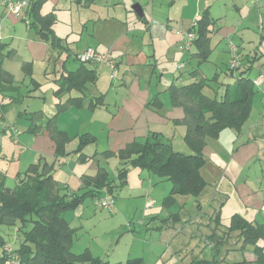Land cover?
Here are the masks:
<instances>
[{
	"label": "crops",
	"instance_id": "0c3cea01",
	"mask_svg": "<svg viewBox=\"0 0 264 264\" xmlns=\"http://www.w3.org/2000/svg\"><path fill=\"white\" fill-rule=\"evenodd\" d=\"M217 1L93 0L88 5H83L79 0H45L40 7V13L47 14L51 12L54 15L55 21L52 25V31L53 35L60 39V45L52 48L49 41L40 38L29 27L27 21L29 16L25 9L20 14L14 15L6 11L0 0V43L7 44V46H4L3 53L13 51L10 56L3 57L2 68L12 74L16 82L28 83L30 85L29 89H32L34 86L29 82V78L24 75L21 67L22 63L29 62L31 63L32 77L39 83L38 87L30 92V95L22 93V86L20 88V92L23 94L17 107V110H19L17 111L18 118L22 119L20 129L14 123L12 125L8 123L9 115L7 112L12 103L8 104L10 106L7 105L5 113H1L0 109L1 134L4 135L5 130L8 129L11 140L17 148L15 149L14 144L12 145L10 158L13 164L10 170L0 166V176H4L5 186L8 176L11 182L15 183L16 181V185V174L25 171L31 163L37 162L41 158L47 162H52L54 159V141L46 130L39 134H33L30 131L29 112L40 111L44 117L56 116L58 129L65 131L70 136V141L73 139L72 137H77L80 132H87L95 138L94 142L85 145L87 147L91 144L96 145L94 152L87 154L83 152L85 146L82 149V153L88 157V160L85 161L78 160L79 153H73L78 143V137L76 142L70 143L69 141L66 144V151L69 154L61 159L63 163L59 165L56 163L53 169V175L60 188V193H67L71 190L81 192L82 175L94 174L98 165L105 167L111 178H116L120 161L116 157L115 171L114 174H111L105 163L108 157L114 155H107L103 152H116L133 141H144L151 131L160 132L166 139L169 138L174 149L188 152L189 148L183 140L185 126L174 122V120L182 118L183 110L181 107H174L169 104L166 90L172 83L182 85L193 81H184L183 77L178 78L175 75V69L166 68V62L177 45V49L180 50L179 46L182 38L180 34H176V30H189L194 25L195 19L205 8H209L210 15L215 19L211 27L212 31L209 33L210 46L213 35H217L225 41L227 36L238 31L236 25H227L228 18L220 20L221 16L219 18L214 17L215 15L212 14L213 2L216 3ZM47 5V9L44 10L43 8ZM135 5H139L142 11L140 12L138 7H136V10L132 9V6ZM72 7L77 9L80 14L72 20H70L72 13L63 16V20L69 23L70 32L57 29V23L60 21L56 17L57 11L61 12ZM68 23L65 24L66 27ZM99 24L106 26V29L102 31L101 27H98ZM109 25H112L111 28H109ZM75 26L80 27L79 32L73 31ZM112 27H115V29ZM87 47H93L99 52L108 53L112 62H79L75 55ZM20 48L24 49L22 54L19 53ZM223 49L224 51L217 52L218 49L211 46L208 59L204 61L206 64L200 66L201 64H196V57L194 58L198 73H194L196 67L189 70V72H193V74H189L190 79L194 74L198 76L201 73V79L205 78L207 82L212 84V90L205 89V93L209 96H215L216 93L223 92L224 82L231 83L234 80L233 76L228 75L227 68L224 72L222 71L227 66L226 63L229 58L226 44ZM194 51L195 47L193 46V50L190 52L191 56H193ZM221 52L225 55L222 56ZM181 54L184 55V53L179 52L174 55L173 63ZM14 56L20 59V66L16 62L9 61ZM163 58L165 63L162 65ZM262 59L260 55L254 63L259 61L263 63ZM71 60L74 63H71ZM67 61L70 63H67ZM34 63H38L37 66L33 65ZM180 63L175 64L179 66ZM44 65L46 66L43 72L47 75L45 77L47 82H40L36 79L35 71L39 66L43 68ZM76 70L80 71L81 76H87L86 88H88V91L85 93L78 91L79 95H77V90H61L56 93L59 88L60 76ZM209 73H213V80H209ZM258 77L251 78L256 80ZM114 80L116 83L112 82ZM51 84H53L52 88L50 87ZM254 87L255 91L264 92V82L254 84ZM109 90H112V93H109ZM128 91L129 93L126 94ZM156 94L159 95L163 103L160 108L148 105L150 99ZM42 95L43 97H41ZM80 95L83 96L81 106L70 104L69 101L65 109H58V105L65 104L70 98H76ZM99 96H101L100 103L90 108L89 103ZM28 100L32 101V108L29 107L30 104L26 105ZM251 106L250 115L240 127V130L222 129L217 138L207 137L203 147L206 162L200 168V173L206 182L203 191L207 188L205 191L208 193L207 198H209L208 202H210L209 206L211 207V210L207 207L203 213L204 215L209 213L211 220L205 221L200 218L202 220L200 223L205 225L206 232L203 233L205 245L211 250L215 243L218 246L216 250H212L213 256H218L222 252L221 248L223 246L237 247L239 245L235 242L232 245L233 239L227 237V234L223 232L230 222L226 225L222 223L221 219L223 217L221 218V215L223 211L230 212V218L234 213H239L247 220L258 223H262L258 221V218L264 216V195L260 197V192L264 193V169L261 166V162L264 163L261 157L264 154V93L263 95L259 94L256 103L254 104L252 101ZM256 110L260 111L256 117L257 121L253 120L255 123L248 124V121L253 119L252 114H255ZM23 111L25 113L22 114ZM80 113L82 114L81 119L77 116ZM68 115L72 118L74 130L78 127V130L74 133L77 134L76 136L70 135L72 129L70 127L67 129L65 126L64 119ZM118 121L120 122L118 123ZM17 122L19 121L17 120ZM100 134L107 136L105 145L102 144V147L98 146ZM176 137H178V147L174 146ZM1 152L0 148V154ZM68 159H71L72 163H68ZM89 162L91 164H85ZM256 166L258 168H255ZM145 171L151 174L147 175ZM155 175L148 170L130 166L126 183L116 193L114 192L117 195L114 201L116 209L113 208L111 211L115 210L113 212L115 214L121 212L122 207L118 199L122 197L131 199L130 208L136 211L139 210V214L144 215L152 210V213L148 214L152 217L159 216L155 215L153 209L159 208L160 202L164 208L171 207L178 200V195L175 196L173 203L167 207L162 202L164 197L170 193L172 182L165 177H160L163 178L162 180L157 179V175ZM166 180L171 185L169 182H165ZM160 187H162V190H159ZM166 191L168 193H165ZM136 197H141V199L135 201ZM195 201L198 209L202 208L204 194L201 198L200 194L196 196ZM218 201L222 202V205L220 209L218 208L220 225L217 226L214 219L216 217L215 210L217 211L215 203ZM82 203L74 210H70L73 212H70L69 215L72 214L80 218L85 212ZM133 204L135 205L133 206ZM94 206L102 209V207ZM171 213L170 219L172 221L179 220ZM67 221L71 226L70 221H73V219ZM185 221L187 222V220ZM184 226L185 224L181 228L183 229ZM207 230L210 231L207 232ZM212 232L215 235H211ZM207 241L211 242L212 246H209ZM250 248L248 246L245 250L249 252L251 251ZM224 254L227 255L228 252L225 251ZM247 254L252 256L255 261L254 255ZM253 258L248 260L246 257L245 259L252 262ZM105 259L111 263L120 262L118 260H121L110 261V259Z\"/></svg>",
	"mask_w": 264,
	"mask_h": 264
},
{
	"label": "trees",
	"instance_id": "16d2710c",
	"mask_svg": "<svg viewBox=\"0 0 264 264\" xmlns=\"http://www.w3.org/2000/svg\"><path fill=\"white\" fill-rule=\"evenodd\" d=\"M44 1L29 0L25 12L27 11L29 16L27 20L29 27L40 38L49 41L51 47L54 48L60 45V39L53 35L54 15L51 12L40 13V7ZM79 1L83 5H88L93 0ZM214 20L209 13V8H205L195 19L194 25L189 28L195 34L192 44L195 47L193 56L196 57L198 65L206 61L211 52L209 33L212 31ZM4 46L7 44L0 43V94L6 98L0 103L1 113L6 110L8 104L19 102L23 96L20 92L21 85L14 80L12 74L2 68L3 57L13 53V51L3 53ZM255 51L256 49L243 57L241 53L239 54V59L246 61L242 65L239 63L235 67L227 68L228 75L233 76L234 80L231 83H224L223 92L216 93L215 96L205 93L206 87L208 89L212 87L205 78L182 85L172 83L167 88L169 104L181 107L183 110L182 118L174 122L185 126L183 140L189 152L174 149L169 138L166 139L160 132L151 131L144 141H133L116 152H103L118 157L120 167L116 178H111L106 168L98 165L94 174L82 175L81 192L71 190L67 193H60V188L53 175L54 165L63 163L61 159L69 154L66 151V144L70 141V136L58 129L56 116L44 117L40 111L29 112L30 131L33 134H39L46 130L54 141V159L52 162H47L41 158L31 163L25 171L16 175L17 184L12 189L5 186L4 176H0V226L16 224V233L22 235L18 245L13 246L6 243L0 233V264H11L12 260H15L14 264H143L142 257L129 258L124 263H111L92 255L88 248L74 253L71 246L76 231L69 225L62 213L74 210L86 196L95 199L108 195L115 201L117 196L115 193L126 183L130 166L148 170L172 182L170 193L164 197L162 202L166 207L173 203L176 195L198 196L206 185L200 173V168L206 162L203 153L206 138H217L218 133L225 128L240 130L250 115L252 95L255 92V80L250 77V72L255 60L260 57ZM21 67L34 88L38 87L39 83L32 77L31 63L24 62ZM195 70L197 69H194V73H196ZM213 79L211 77L209 80ZM86 80L87 76H81L79 70L66 73V75L62 74L56 93L61 90H77L83 93ZM34 88L28 89L26 94L30 95ZM100 97L93 99L88 106L91 108L98 105ZM82 98V95L70 98L65 104L58 105V109H65L69 101L70 104L81 106ZM148 105L160 108L163 103L156 94L150 99ZM77 137L78 143L73 153H79L78 160H88V157L82 153V149L86 144L94 142L95 138L87 132L78 134ZM215 214L214 221L218 226L220 225L219 211L215 210ZM223 232L231 239L235 237L240 249L245 250L250 246L255 256L254 262L264 264L263 223L247 220L241 214L234 213ZM211 235L215 233L212 232ZM260 239L263 240L262 244L258 243ZM7 248H10L11 252H7ZM216 248L218 246L215 243L212 250ZM223 260L218 259L217 256H213L212 260L194 258L188 264L247 263L246 259L232 262H223Z\"/></svg>",
	"mask_w": 264,
	"mask_h": 264
},
{
	"label": "rangeland",
	"instance_id": "374dc122",
	"mask_svg": "<svg viewBox=\"0 0 264 264\" xmlns=\"http://www.w3.org/2000/svg\"><path fill=\"white\" fill-rule=\"evenodd\" d=\"M48 5L44 7L43 9L46 10ZM71 15H70V14ZM219 13V14H217ZM70 15V20L76 19L78 15L80 14L77 12V9L74 7L70 9H65L61 12L57 11L56 17L60 21L57 23L58 28L62 31H69V23L65 20H63L64 15ZM212 14L215 15L214 17L221 16L220 20H224L225 18H228L227 25L234 24L238 27V31H236L235 34H232L230 36H227L226 40L223 41L220 37L217 35H213L211 38V46L216 47L219 51H224L223 47L225 44L227 45L229 58L227 60V66L222 71L224 72L226 68L229 67V62L231 59V52H230V41H233V43L237 46L239 50V54L242 53V55H245L247 53L256 49L255 52L258 53V55H261L262 62H256L254 63V66L256 68H253L250 72V76L254 79L258 76L262 77V82H264V52L262 54V51H264V0H218L216 3L213 2V9ZM231 21V22H230ZM76 22V20H75ZM67 27L65 24H67ZM112 25H109V28H111ZM98 27H101V30H105L106 26L99 24ZM116 27V23H115ZM115 27L113 29H115ZM179 27V26H176ZM68 29V30H67ZM74 32H79L80 27L75 26L73 29ZM34 32V31H33ZM110 32V30H109ZM35 34V33H34ZM177 34V30H176ZM179 35V34H177ZM181 36V35H180ZM179 36V37H180ZM182 38V36H181ZM231 39V40H228ZM183 42V38L181 43ZM176 48L173 49L172 55L168 57L166 62V68L168 67L170 70L175 69V75L178 76V78L183 77L184 81H197L201 79V73H199L198 76L194 74V78L189 77V74H193V72H189L191 68H195L196 64H198V61L195 57L191 56L190 52L193 50V46H190L189 48L185 50H179ZM24 49L20 48L19 53L22 54ZM179 53H184L179 56L177 60L174 61V55ZM221 55L224 56L225 54L221 52ZM194 58L196 59V64H194ZM183 59V60H182ZM165 59L163 58V63ZM10 62H16L18 66H20V59L16 58L15 56L9 59ZM184 62V66L180 69L178 67L177 62ZM246 60L245 59H239V63L242 65L244 64ZM71 63H74L72 60ZM67 61V63H70ZM34 63L33 65L37 66ZM206 64V62L201 63ZM160 65V66H162ZM195 65V66H194ZM41 68L38 67L37 71H35L36 79H38L40 82H47L45 77L47 75L44 74V67ZM159 66V67H160ZM177 66V68H176ZM192 66V67H191ZM258 67V69H257ZM262 71H260V69ZM60 69V68H59ZM197 70L196 73H198V67H196ZM50 70V68H49ZM180 70V71H179ZM51 71V70H50ZM50 75V74H48ZM54 77V76H53ZM165 77V76H164ZM163 77V80H164ZM209 79L213 77V73L208 74ZM177 78V79H178ZM52 82V81H50ZM116 83V81H112ZM22 86V93L26 94L27 89H29L28 83L23 84V82L19 81L17 82ZM119 83V82H118ZM226 83V82H224ZM212 85V84H211ZM53 84L50 85L52 88ZM90 86V85H89ZM213 86L209 88V90H212ZM208 89V87H206ZM33 91V90H31ZM76 91V90H73ZM88 91V88L84 89V93ZM104 91V90H103ZM107 92V91H106ZM105 92V93H106ZM256 90L252 96V101L255 104L256 100L258 99L259 94L263 95V91ZM78 93V91H77ZM109 93H112V90H109ZM129 91L126 93L128 94ZM78 93L77 95H79ZM76 95V94H75ZM121 96V93H120ZM43 97V95L41 96ZM6 98H4L0 94V103L5 101ZM63 101V100H62ZM32 101L28 100L26 102L27 104H30V108H32ZM15 104V105H13ZM11 107L8 109L7 114L9 115V122L11 125L14 123L15 126L20 129L22 123V119L18 118L17 115V107L19 105V102H14L10 104ZM8 105V106H10ZM7 106V107H8ZM6 111V110H5ZM255 114H252V118L248 121V124L255 123L256 117L258 116L259 110H256ZM5 113V112H4ZM1 115V113H0ZM79 119L82 118V114L77 115ZM7 117V116H6ZM17 120L19 122H17ZM253 120L255 122H253ZM65 126L68 129H72L73 136H76L77 134H74L75 131L78 130V127L73 128L72 126V118L71 116H67L65 119ZM120 121H118L119 123ZM62 125V123H61ZM5 134H1V125H0V148H1V154H0V166L8 168L10 170L12 166L11 161V151H12V145L14 144L11 140V134L8 129L5 130ZM82 133V132H80ZM78 133V134H80ZM73 139L70 141L72 143L73 141L76 142L77 137H72ZM107 136L105 134L99 135V143L98 146L102 147V144L105 145ZM15 149L16 144H14ZM174 146L178 147V137L175 138ZM96 148V145H89L88 147L85 146L83 149L84 153L91 154L94 152ZM189 152V151H188ZM102 156V155H101ZM262 160L264 161V154L261 156ZM74 158V157H73ZM72 158V159H73ZM106 167L109 170L111 174H114L115 171V165L117 164L116 156H110L107 159ZM68 163H72L71 159H68ZM92 162V161H90ZM85 163V164H91V163ZM262 169H264V163L261 162ZM255 168H258L257 166ZM145 174H151L147 173L145 171ZM17 175V174H16ZM156 176V175H155ZM155 178V177H154ZM157 179H163L156 176ZM165 180V179H164ZM165 182H169L166 180ZM16 183V181H15ZM14 182H11L10 177L7 178V187H10L11 189L14 188L15 185ZM158 183V182H156ZM171 185V183L169 182ZM215 188V187H214ZM207 188H205L206 190ZM213 189V188H212ZM128 190V189H125ZM159 190H162V187H160ZM201 191L200 198L204 194V201H202V208L198 209V206L196 205V197L194 195L185 194V195H178V200L169 208H164L161 205V202L159 204V208L153 209V212L155 215H159L156 217H152L151 215H148L152 213V210L148 211L146 214H139L140 211H136L132 208H130V201L131 199L122 197L118 199L119 204L121 205L122 209L119 214H115L112 211H109L107 209H100L96 208L93 205V198L86 196L84 199V202L82 203L84 207V214L80 218L75 217L74 215H69L70 210L64 211L62 215L65 217V219H73V221H70V224L72 227L76 228V232L73 236V243H72V251L74 253H78L80 251H83L84 249L89 248L91 253L93 255H98L102 257V259H110V261H114L115 259H121L118 260L122 263H124L127 258L135 257L141 255L144 259L143 264H187L190 262L194 257H201L207 260H212V250L207 245H205L204 242V235L205 233V225L201 224L200 218H203L205 221H210L209 213L205 214L203 211L209 207L211 210V207L209 206V198L208 193L206 191ZM125 192V191H123ZM159 193V192H156ZM165 193H168L167 191ZM160 194V193H159ZM162 195V194H161ZM264 193L260 192V197H262ZM158 197V195H156ZM180 196V197H179ZM160 197V196H159ZM141 199V197H136L134 200L137 201ZM135 204H133L134 206ZM222 205V202L215 203V207L220 209ZM116 209V206L114 207ZM202 209V210H201ZM219 211V210H218ZM172 212V213H171ZM237 212V211H234ZM264 212V211H263ZM170 213L174 216L178 217L179 220L172 221L170 219ZM264 214V213H263ZM166 216V217H165ZM150 217V219H149ZM166 219H165V218ZM168 217V218H167ZM222 223L225 225L228 224L230 221V212L223 211L221 218ZM261 217V216H260ZM170 219V220H169ZM187 220V222L185 221ZM197 221V222H196ZM258 221L262 222L264 225V216L262 215V218H258ZM191 222V223H190ZM185 226L183 229L181 228L182 225ZM213 225V224H212ZM17 225H1L0 226V233L3 235L6 243H9L10 245L17 246L18 241L21 238V233H16V227ZM200 228V229H198ZM210 230H207L209 232ZM18 235V238H17ZM239 243L238 240L234 237L233 243ZM259 244L263 243V240H258ZM237 247H230V246H223L221 248V253L217 256L218 259H224L223 262H232V261H238L245 259L246 257L249 259L253 258L252 256H249L247 253H251L254 255L251 251L247 252V250H243ZM228 252V254H224V252ZM247 260L246 264H258L254 261L249 262Z\"/></svg>",
	"mask_w": 264,
	"mask_h": 264
},
{
	"label": "built area",
	"instance_id": "2783aa9c",
	"mask_svg": "<svg viewBox=\"0 0 264 264\" xmlns=\"http://www.w3.org/2000/svg\"><path fill=\"white\" fill-rule=\"evenodd\" d=\"M3 7L6 9L7 12L13 13L14 15H18L22 12V10L26 9L28 6L27 0H1ZM177 33L180 34L183 38V42L180 44L179 48L181 50H185L192 46L193 39L195 34L192 30H182L178 29ZM230 52H231V59L229 62V67H235L239 64V53L237 46L230 41ZM75 58L81 63H88V62H102V63H110L112 59L108 53H102L97 51L93 47H87L84 50L78 52L75 55ZM179 68L183 67V63H180ZM262 82V77H258L254 83L260 84ZM94 205L98 207L105 208L109 211L113 210L114 208V200L108 195H102L94 199ZM209 246H212V243L207 241ZM7 252H11L10 248L6 249ZM15 260H12L11 264H14Z\"/></svg>",
	"mask_w": 264,
	"mask_h": 264
},
{
	"label": "water",
	"instance_id": "95a60500",
	"mask_svg": "<svg viewBox=\"0 0 264 264\" xmlns=\"http://www.w3.org/2000/svg\"><path fill=\"white\" fill-rule=\"evenodd\" d=\"M136 7L139 8V11H140V12L142 11V10H141V7H140L139 5L132 6V9H135V10H136Z\"/></svg>",
	"mask_w": 264,
	"mask_h": 264
}]
</instances>
